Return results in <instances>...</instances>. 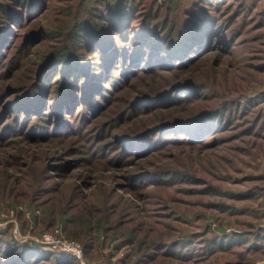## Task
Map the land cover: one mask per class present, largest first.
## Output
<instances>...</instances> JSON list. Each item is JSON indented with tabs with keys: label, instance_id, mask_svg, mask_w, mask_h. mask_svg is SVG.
<instances>
[{
	"label": "rangeland",
	"instance_id": "1",
	"mask_svg": "<svg viewBox=\"0 0 264 264\" xmlns=\"http://www.w3.org/2000/svg\"><path fill=\"white\" fill-rule=\"evenodd\" d=\"M124 1L119 36L97 15ZM199 1L0 0L1 248L48 251L32 237L57 229L82 259L29 264H264V0L206 5L193 43ZM147 12L168 42L141 52ZM79 23L103 29L73 44ZM67 54L85 82L62 109Z\"/></svg>",
	"mask_w": 264,
	"mask_h": 264
},
{
	"label": "trees",
	"instance_id": "2",
	"mask_svg": "<svg viewBox=\"0 0 264 264\" xmlns=\"http://www.w3.org/2000/svg\"><path fill=\"white\" fill-rule=\"evenodd\" d=\"M10 4L15 5V4H19V5H24L26 2L25 0H9ZM218 0H203L202 2H195L193 7L191 9H188L186 14L188 15L186 18L185 23L181 26L180 30L185 29L187 31H189V33L192 31L193 32V37L189 38L193 43L201 37V36H205V35H209V30L210 27L212 26L213 18L210 15V13L206 10V5L209 4H213L215 2H217ZM120 7L117 5H113L111 6H107V13L108 16L106 18H103L102 15H97V18H100V22L103 23L104 21V25L106 24V26L111 28V32L121 36L119 33L121 32L123 26H127L129 27L132 23L133 20H136V9L135 6L130 3H125V1L123 3H119ZM5 10H8L9 7L6 5L4 6ZM10 11V10H9ZM8 11V12H9ZM110 11V12H109ZM7 12V11H6ZM7 12V13H8ZM139 17V16H138ZM9 20H14V19H10V17H8ZM144 18L143 21V25L141 26L142 30L141 33H139L140 35L137 37V41L138 43H140L141 45V49L140 51L142 52L143 48L145 47H149V48H153V49H159L160 47H162L164 44H167V40L163 41L164 39L162 38H166V37H160V39H154L153 35L149 33V30L151 29V24L150 22H148L149 20L152 19V13L147 12L143 15ZM195 19V20H194ZM198 19V21H197ZM194 21V22H192ZM107 22V23H106ZM190 22L193 23L194 26H190ZM189 23V24H188ZM214 25V24H213ZM194 27H196V29H194ZM101 29H103L99 24L97 23H92L91 25H86V24H81L79 23L76 31L72 34V42L73 44H79V43H84L86 40H90L97 35V31L101 32ZM192 29V30H191ZM194 29V30H193ZM201 29V30H200ZM179 30V31H180ZM208 30V32H207ZM178 33V32H177ZM175 34L176 36H180L178 34ZM2 35V29L0 27V37ZM151 39V40H149ZM1 40V39H0ZM169 40V39H168ZM91 41V40H90ZM196 41V42H197ZM97 42V40H96ZM170 43H172L170 41ZM97 44V43H95ZM108 49V48H107ZM140 51H138V53H140ZM180 51H185L184 49H181ZM120 53V50L118 48H112L109 47V50L106 51V57L103 59V61H109L110 59L113 58L114 53ZM121 53H124L123 50L121 51ZM62 61V62H60ZM84 61V57L82 54H80L79 56H74L73 54H67L66 57L64 58V60H57V62H55L57 66H60L63 68H67V70L71 71V69H74L77 65L78 62L83 63ZM82 68V67H81ZM77 68L74 69L76 75L72 78L71 81H69V83L63 88L64 92L60 93L59 96H57L58 98V102L62 103V109H64L67 105V101H72L73 98L72 96V90H74V88L77 86V82H79L80 80L84 81V76L82 75L83 68ZM86 68V67H85ZM261 70H264V66H261ZM84 73V71H83ZM90 84H87V91L89 92L90 90H92L93 88L95 89V85L92 84L89 81ZM44 87H46L45 85H40L37 89L33 90V92H30L29 94V98L30 97H38V95H40V93H42L44 91ZM59 93V92H58ZM213 113V112H212ZM211 113V114H212ZM209 116V115H208ZM17 249L19 250L16 256H13V254H11V250L10 249ZM54 254V253H53ZM52 253H50L49 251H44V250H30V249H25L24 247H18L13 244L10 246H7L5 248H1L0 247V264H29L33 261H40V260H47L50 257L53 256ZM65 255V254H64ZM67 257L72 258L74 261H77V259L72 256V255H66ZM4 257H9L7 259V262H3L2 259ZM11 257V258H10Z\"/></svg>",
	"mask_w": 264,
	"mask_h": 264
},
{
	"label": "built area",
	"instance_id": "3",
	"mask_svg": "<svg viewBox=\"0 0 264 264\" xmlns=\"http://www.w3.org/2000/svg\"><path fill=\"white\" fill-rule=\"evenodd\" d=\"M32 238L37 244L45 247L50 252H62L68 255L70 254L79 260L82 259L83 252L81 245L75 241L60 237L57 229L50 232L45 231Z\"/></svg>",
	"mask_w": 264,
	"mask_h": 264
}]
</instances>
